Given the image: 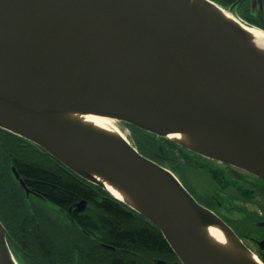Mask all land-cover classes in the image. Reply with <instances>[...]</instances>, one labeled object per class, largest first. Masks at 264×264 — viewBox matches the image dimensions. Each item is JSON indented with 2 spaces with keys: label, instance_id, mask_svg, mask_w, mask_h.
<instances>
[{
  "label": "water",
  "instance_id": "water-1",
  "mask_svg": "<svg viewBox=\"0 0 264 264\" xmlns=\"http://www.w3.org/2000/svg\"><path fill=\"white\" fill-rule=\"evenodd\" d=\"M232 9L210 0H0V130L147 221L174 264H236L196 229L219 227L252 253L170 171L121 141L54 121L64 113L114 120L264 182V56L218 16L256 29ZM176 135L208 147L196 152L169 138ZM85 207L80 202L73 212ZM7 239L0 223V264H19Z\"/></svg>",
  "mask_w": 264,
  "mask_h": 264
},
{
  "label": "trees",
  "instance_id": "trees-1",
  "mask_svg": "<svg viewBox=\"0 0 264 264\" xmlns=\"http://www.w3.org/2000/svg\"><path fill=\"white\" fill-rule=\"evenodd\" d=\"M213 2L223 8L228 6ZM127 127L142 156L161 167H176V171L183 174L182 165L177 161L180 155L188 157L191 153ZM48 158L52 160L28 142L0 130V223L8 236V247L19 264L78 263L73 256L76 250L63 234L54 231L56 241L45 235L46 231L54 229L52 218L38 204L25 199L12 176V167L26 189L47 206L66 212L80 202L86 203L80 218L73 214L69 217L86 237L94 238L100 231L96 236L110 246V250L101 248L98 252L100 264H153V258L174 257L160 233L147 221ZM88 247L90 244L84 243V252L94 254Z\"/></svg>",
  "mask_w": 264,
  "mask_h": 264
},
{
  "label": "flooded vegetation",
  "instance_id": "flooded-vegetation-1",
  "mask_svg": "<svg viewBox=\"0 0 264 264\" xmlns=\"http://www.w3.org/2000/svg\"><path fill=\"white\" fill-rule=\"evenodd\" d=\"M213 1H219L221 4L228 5V8L232 7L236 15L245 23L264 32V0ZM192 155L193 154H191L190 157L193 158L196 164L203 165L209 170L220 172L222 177L219 184L214 183L213 180L209 183L210 188L207 190L210 200L209 206L202 205L195 198L194 199L201 204V206L210 210L220 218L244 246L250 245L256 256L264 264V250H260L258 247V244L264 240V182L227 165L201 159ZM206 168L202 167L204 170ZM208 176L211 178L210 174ZM24 197L29 203L38 204L52 218L51 225L54 231L58 234H63L72 244L73 250H76V254H73V256L74 261L78 264H100V255L98 252L101 248L104 250L111 249L109 245L102 243L100 238L96 236L100 231L95 233L94 238L86 237L84 233L80 231V226H76L70 221V214L77 215L80 218V214L85 210L75 214L73 212V207L66 212H61L58 208H54L50 205L47 206L42 203L41 198L31 192H29L27 196L24 194ZM229 203L231 207H228ZM232 203L239 204L243 207H254L257 210V214L255 215L248 211L245 213V217L242 215L239 219H233L232 216L234 213H237L236 211H238L239 208L232 206ZM48 212L51 213L53 217ZM86 242L90 244L88 249L90 250L92 248L94 254L84 252L83 245ZM156 261H163L170 264L177 263L175 256L169 260L152 259L153 264H156Z\"/></svg>",
  "mask_w": 264,
  "mask_h": 264
},
{
  "label": "bare ground",
  "instance_id": "bare-ground-1",
  "mask_svg": "<svg viewBox=\"0 0 264 264\" xmlns=\"http://www.w3.org/2000/svg\"><path fill=\"white\" fill-rule=\"evenodd\" d=\"M201 8L202 6L199 5ZM218 16L221 19L228 21L236 25L241 31L246 33L251 40L248 42L249 47L252 48L259 55L264 56V33L259 30L248 28L245 25L240 24L235 18L227 13L218 12ZM55 122H60L62 124H70L81 130L90 131L96 135L102 136L104 138L121 141L129 145L128 137L119 128V124L110 119L100 118L90 115H83L77 113H64L54 117ZM170 139L183 144L189 149H193L196 152L202 153L207 145H194L191 143L193 137L176 135L169 136ZM103 187L106 189L113 197L119 200H126L127 203L133 206L131 200L120 190L111 186L101 178H95ZM123 200V201H124ZM196 233L203 240V242L214 248L220 253L222 257L234 262L236 264H260V262L249 252H243L238 250L230 240V237L225 234V232L219 227H204L196 229Z\"/></svg>",
  "mask_w": 264,
  "mask_h": 264
},
{
  "label": "rangeland",
  "instance_id": "rangeland-1",
  "mask_svg": "<svg viewBox=\"0 0 264 264\" xmlns=\"http://www.w3.org/2000/svg\"><path fill=\"white\" fill-rule=\"evenodd\" d=\"M215 3V2H213ZM224 10H228V6L223 8ZM233 11V10H232ZM233 15H235V17H237L241 22H243V20L236 15V12L233 11ZM119 124V123H118ZM119 128L121 129L122 132L125 133V135L128 137L129 140V144L130 146H132L133 148H135L139 153V145L137 143V141H135L132 132L130 131V129L124 125L119 124ZM181 156V155H180ZM179 156V161H177L180 165H182V173H178L176 170V167H174V169H172L171 167H163L165 169H167L168 171H170L175 177H177L180 181V183L183 185V187L189 192V194H191L199 203H201L202 205L205 206H209V198H208V193L207 190H209L210 188V181H214V183L219 184L221 182V174L220 172L217 171H212L207 169L205 166L200 165V164H196L193 160V158H191L190 156L185 157V156ZM201 158V157H199ZM204 159V158H201ZM202 167L206 168L205 170L202 169ZM207 172V173H206ZM210 177L209 178V175ZM230 204V203H229ZM231 205V204H230ZM232 206L239 208L238 211H236L237 213H234V215L232 216L233 219H239L242 217H245V213L252 212L255 215L256 213V209L254 207L248 206V207H243L239 204H233ZM49 213V212H48ZM51 215V213H49ZM52 216V215H51ZM53 217V216H52ZM53 231H46L45 235L49 238L54 239V229H52ZM56 241V239H54ZM252 254H255V252L253 251V249L251 248L250 245L245 246Z\"/></svg>",
  "mask_w": 264,
  "mask_h": 264
}]
</instances>
